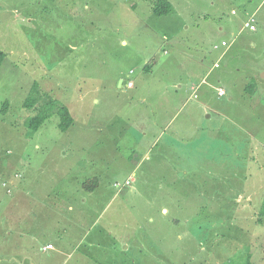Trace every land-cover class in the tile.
Segmentation results:
<instances>
[{
  "label": "rangeland",
  "instance_id": "obj_1",
  "mask_svg": "<svg viewBox=\"0 0 264 264\" xmlns=\"http://www.w3.org/2000/svg\"><path fill=\"white\" fill-rule=\"evenodd\" d=\"M166 1L169 14L156 17L154 0H0V237L2 215L18 217L17 190L41 194L38 205L44 194L95 187L105 241L128 243L122 264H247V254L264 264V107L234 98L206 121L195 112L203 94L190 91L210 70L214 79V46L252 13L258 30H244L231 51L253 40L244 51L264 71V0ZM119 77L134 88L120 89ZM248 79L252 97L260 76ZM33 83L68 109L67 131L57 115L26 129ZM158 111L169 126L154 147L159 122L140 115ZM129 175L131 187H114Z\"/></svg>",
  "mask_w": 264,
  "mask_h": 264
},
{
  "label": "crops",
  "instance_id": "obj_2",
  "mask_svg": "<svg viewBox=\"0 0 264 264\" xmlns=\"http://www.w3.org/2000/svg\"><path fill=\"white\" fill-rule=\"evenodd\" d=\"M151 13L153 14L152 8ZM236 14L237 12L233 15ZM246 18L236 20L239 22V29L236 34L231 33L230 42L220 41V43L226 42L228 44L226 47L219 44V47L214 49L219 52V56L214 62V64H218V67L213 66L214 79L209 76L212 72L210 70L198 81L199 91L203 94L204 99L202 107L196 108L195 112L201 113V110H203L201 114L207 112V118L204 119L206 121L214 119V116L219 118L222 114H226L228 106L234 103V98L246 99L247 105L256 106L255 108L263 111L262 104L264 103L260 101V98L264 97V71L263 69L260 71L256 62L260 61V58H253L244 51L246 47L254 48L253 40L249 39L246 44L239 43L234 54L231 51L237 38L246 30L242 26ZM255 26L256 30L249 32L255 33L258 30L257 20ZM120 41L121 45L126 44V42ZM216 70L221 72H216ZM256 73L257 78L260 76L259 82L262 86L259 90L253 89L254 95L248 97L245 92L246 84L243 83L250 82L249 75ZM244 80L246 81L244 82ZM237 81H240V84L237 85L235 83ZM126 82L130 81L119 77L116 86L118 85L120 89L134 88L133 84L131 87H127ZM219 90H223L224 95L219 96ZM249 99L251 100L249 101ZM160 112L140 115V117L146 118V122L148 120L152 122L150 127H155L159 122L158 129L153 136L156 138L153 142L154 147L160 137L159 133L169 126V121L164 119V115ZM251 117L257 118L256 120L259 117L260 122L263 120L262 116ZM148 130L150 129L143 128L138 138L144 137ZM162 143L165 151L170 153V145L163 140ZM151 150H147L146 153ZM146 159L148 158L146 157ZM146 159L144 154L140 160ZM126 180H131V176L129 175ZM69 182L73 183L72 180ZM132 184L133 180L126 187L129 188ZM22 190L24 191V188ZM73 190L69 194H44L46 197H42L43 202L41 201L38 205L33 202L36 201V198L40 199L41 194H28L27 191L17 190L19 209L11 211L13 215L18 214L15 223H9L8 215L5 213L2 215V223L5 227L2 226L4 232L3 242L0 244V264H92V261L97 264L98 260L103 264H122L120 250H126L128 243L122 242L121 245L119 244V249L114 244H107L105 239L108 230L105 226L98 225L101 217L98 212L101 208V201L104 200L103 190L90 187L83 189L81 194L76 188ZM88 205L91 208L87 209ZM162 211L166 210L163 208ZM6 237H8L7 242ZM86 242H89L88 247L85 245ZM49 245L52 246L51 249L47 247Z\"/></svg>",
  "mask_w": 264,
  "mask_h": 264
},
{
  "label": "trees",
  "instance_id": "obj_3",
  "mask_svg": "<svg viewBox=\"0 0 264 264\" xmlns=\"http://www.w3.org/2000/svg\"><path fill=\"white\" fill-rule=\"evenodd\" d=\"M154 1H155L154 5L152 6V12L154 16L162 17L169 14L171 5L168 1L166 0H154ZM3 60H4V53L0 50V66ZM38 89L39 88L36 87V84L33 83L32 90L38 92L37 98L32 107V110H34L35 115L28 117L24 121V126L26 127V129L36 131L44 123V121L47 120L50 116L57 115L60 119V122L58 124L59 130H61L62 132L67 131L74 122L68 109L63 105H60L56 100L49 98L46 94H42L40 90L38 91ZM7 108H8V102L5 101L0 109L1 113L6 112ZM10 193L7 194L9 195ZM258 215L259 216L264 215V208H261ZM246 257H247L246 258L247 264H251V256L247 254Z\"/></svg>",
  "mask_w": 264,
  "mask_h": 264
},
{
  "label": "built area",
  "instance_id": "obj_4",
  "mask_svg": "<svg viewBox=\"0 0 264 264\" xmlns=\"http://www.w3.org/2000/svg\"><path fill=\"white\" fill-rule=\"evenodd\" d=\"M254 19L253 18H249L244 24H243V27L244 28H246V29H249L250 31H254L255 30V25H254ZM222 46H225L226 44L223 42L222 44H221ZM218 65L217 64H215V67H217ZM126 86L127 87H131L132 86V83L131 82H126ZM191 89H192V91H193V97L194 98H197V94H196V91H197V86L196 87H191ZM223 94V92L222 91H219V95H222ZM130 184V181L129 180H127V181H125L124 182V184H120V183H116L115 184V187H117V188H121V187H123V185H125V186H128ZM7 192H9V190H7ZM49 248L51 247V246H48Z\"/></svg>",
  "mask_w": 264,
  "mask_h": 264
},
{
  "label": "clouds",
  "instance_id": "obj_5",
  "mask_svg": "<svg viewBox=\"0 0 264 264\" xmlns=\"http://www.w3.org/2000/svg\"><path fill=\"white\" fill-rule=\"evenodd\" d=\"M232 14H235L234 12L232 13ZM249 18H253L254 19V25L256 24V19H255V16L254 15H251ZM248 18V19H249ZM248 19H246L244 22H243V24L248 20ZM243 24H242V26H243ZM244 28V27H243ZM244 29H246V28H244ZM246 30H248V31H250L249 29H246ZM255 30H256V26H255ZM254 30V31H255ZM223 42H221L220 43V46H222L221 44H222ZM226 45L225 46H222V47H226L228 44L226 43V42H224ZM219 47V45H216V46H214V49H217ZM218 65V64H217ZM214 67H215V64H214ZM218 67V66H217ZM217 67H215V68H217ZM200 86V85H199ZM199 86H197V90H198V88H199ZM191 91H192V89H191ZM219 91H223V90H219ZM219 91H218V95H219ZM192 94H193V91H192ZM196 94H197V91H196ZM222 95H224V91H223V94ZM222 95H219V96H222ZM193 96V95H192ZM194 98V97H193ZM196 99V98H195ZM127 181V180H126ZM116 184V183H115ZM115 184H114V187H115ZM124 184V183H123ZM123 186H125V185H123ZM11 189L12 188H10V189H8L9 191H11ZM49 246H51V245H49ZM48 247V246H47ZM49 248V247H48ZM52 248V246L49 248V249H51Z\"/></svg>",
  "mask_w": 264,
  "mask_h": 264
}]
</instances>
